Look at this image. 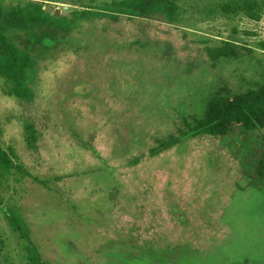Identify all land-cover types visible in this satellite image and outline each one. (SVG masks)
<instances>
[{"label":"rangeland","instance_id":"obj_1","mask_svg":"<svg viewBox=\"0 0 264 264\" xmlns=\"http://www.w3.org/2000/svg\"><path fill=\"white\" fill-rule=\"evenodd\" d=\"M101 1L42 0L67 18ZM234 1L176 0V23L76 20L47 46L10 33L33 57L34 95L0 79V145L22 166L0 195L50 264H264V186L242 182L257 134H188L207 96L264 82V0L251 16L223 8ZM223 41L238 54L212 60ZM168 137L183 143L151 155ZM0 240V264H27L1 206Z\"/></svg>","mask_w":264,"mask_h":264},{"label":"trees","instance_id":"obj_2","mask_svg":"<svg viewBox=\"0 0 264 264\" xmlns=\"http://www.w3.org/2000/svg\"><path fill=\"white\" fill-rule=\"evenodd\" d=\"M261 1H234L233 4L226 3L223 8L235 12L242 11L245 15L251 16L255 15V8L261 10L259 7ZM122 16L130 19L160 16L167 23H176L181 19V10L176 0H103L97 6L87 5L79 12H74L71 18H67L56 10L48 12L42 0H0V79L5 93L20 99H31L34 95L33 57L29 51L21 48L11 38V32L26 33L27 48L38 42L34 38L39 39L41 36H43L44 46H47V40L51 39L49 37L51 34L60 32L65 37L76 20L92 21L96 18H106L116 22ZM29 33L32 35L29 36ZM205 49L212 60L238 54L236 44L229 41H223L221 45L208 46ZM187 125L189 126L188 134L191 137H226L238 129L256 133L257 141L252 153L251 168L243 174L242 182L246 187L264 186V82L256 88H249L232 95L213 92L205 98L203 107L194 114ZM29 128V125L25 126L27 143L33 148L35 137L32 136L33 132ZM183 136L186 137V134L184 133ZM180 142H182L180 137H168L167 140L164 138L150 154L155 155L156 151L158 153L175 144L179 145ZM14 170L22 171L14 151L0 145V190ZM239 185L236 184L243 190V184ZM0 206L8 225L23 241L26 263L50 264L41 256L36 244L32 241L29 228L18 208L3 204L1 195ZM0 243H2L1 240Z\"/></svg>","mask_w":264,"mask_h":264}]
</instances>
